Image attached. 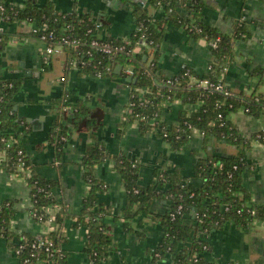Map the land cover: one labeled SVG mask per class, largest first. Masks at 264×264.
<instances>
[{
	"label": "trees",
	"instance_id": "1",
	"mask_svg": "<svg viewBox=\"0 0 264 264\" xmlns=\"http://www.w3.org/2000/svg\"><path fill=\"white\" fill-rule=\"evenodd\" d=\"M206 6L205 0L134 2L136 29L126 39L105 33L106 22L101 16L76 10L60 12L51 1L42 4L39 0H24L21 6L14 0H0V18L5 22L35 21L40 29L38 33L30 34L36 37L53 31V37L47 36V41L62 45L66 73L76 69L80 75L98 77L100 73L101 77L111 79L129 77L131 94L124 117L118 124L119 137L136 122L142 133L155 131L172 150H180L186 145L194 130L202 133L205 143L215 137L238 149L231 155L207 153L199 157L195 163V175L201 179V184L188 182L176 166L157 171V178L146 186L140 181L142 163L125 154H109L104 141L95 134L101 124L99 116L93 115L82 101L72 102L68 90L64 89L54 100L57 117L49 137L56 162H62L65 147L75 129L82 127L90 131L93 138L87 143L82 158L83 175L90 190L81 212L75 214L69 210L61 180L43 175L24 145L23 136L30 126L18 117L16 111L22 78L4 76L0 72V169L26 178L32 198L29 210L38 221L44 223L48 220L50 205L59 206L54 217L55 227L35 235L13 226L17 213L15 200L0 201V238L17 251L21 264H70L69 252L64 247L67 240L64 225L71 217H75V226L87 229L83 251L89 264H108L107 260L116 248L106 221L113 210L98 200L97 194L105 189L106 183L95 175L96 165L107 159L113 160L127 191V202L121 211L126 229L135 230L132 221L138 215L156 216L153 210L155 199L168 200L167 209L158 214L162 236L151 250V264H160L163 260H167V264H234L207 257L211 248L209 237L213 230L227 223L248 228L255 220L264 221V203L254 202L244 185L248 165L244 150L251 146L253 139L264 143V130L244 136L230 114L243 107L255 116L264 115V96L234 91L223 77L232 60L236 39L249 35L248 21L242 20L233 33H226L202 20ZM152 8H163L164 15L155 17ZM96 20L102 21V30L96 27ZM169 24L183 28L192 39L207 40L214 54L207 72L198 74L188 65L172 75L162 72L161 44ZM10 37L9 30L0 29V51L7 46ZM142 37L152 48V53L148 52V47L132 52L138 44H143ZM105 45L111 47V54L100 50ZM120 64L122 68L117 72ZM259 72L264 79V70ZM191 75L221 81L223 90L204 88L193 82ZM63 76L66 80L67 75ZM175 100L183 104L199 103V106L191 111L182 108L176 121L168 124L163 111L166 104ZM38 237L45 241L44 244H38Z\"/></svg>",
	"mask_w": 264,
	"mask_h": 264
},
{
	"label": "crops",
	"instance_id": "2",
	"mask_svg": "<svg viewBox=\"0 0 264 264\" xmlns=\"http://www.w3.org/2000/svg\"><path fill=\"white\" fill-rule=\"evenodd\" d=\"M17 1L21 6L24 0ZM51 1L58 11L88 12L104 17L105 33L128 38L136 29L133 13L134 2L145 0H39L44 4ZM206 8L202 20L217 26L226 33H233L242 20L248 21L249 35L237 38L232 60L226 67L224 79L234 91L262 94L264 79L259 70H264V0H205ZM155 17L164 15L163 8H152ZM35 21L21 20L5 22L0 18V29L9 30L11 37L7 46L0 51V72L4 76L22 78L16 111L19 118L29 123L30 130L23 136V142L38 164L39 171L49 178H59L63 195L72 213L78 214L84 206V199L90 184L84 179L82 158L86 145L92 141L90 131L75 129L65 147L63 160L56 162L55 149L50 142V132L57 117L54 100L68 90L72 102L82 101L93 115L99 116L101 124L95 129L98 138L104 141L109 154H125L142 163L140 181L150 185L157 178V171L179 167L188 182L201 184L195 175V163L207 153L235 154V145L215 137L204 142L200 131L194 130L190 141L180 150H172L155 131L142 133L138 124H130L125 133L117 135L118 124L123 119L129 103L131 85L129 77L111 79L80 75L76 69L66 73L64 54L46 56L43 41L30 34ZM141 45L139 49L146 48ZM160 68L165 75H172L188 65L196 73L203 74L209 69L214 54L205 38L192 39L181 27L169 24L161 44ZM148 47V52H151ZM63 75L66 80L61 79ZM196 104H183L175 100L165 105L163 118L168 124L176 121L182 108L195 110ZM230 117L238 124L244 136L264 130V115L255 116L243 107L232 112ZM248 162L244 172V185L256 203H264V143L253 139L244 150ZM95 175L106 186L98 192V200L111 207L113 213L106 221L116 242V248L109 256L108 264H151L152 248L162 236L159 215L168 207L166 198H157L153 203L156 216L138 215L132 221L135 230L126 229L122 208L127 202V191L122 177L114 168L112 159L99 163ZM15 200L17 213L13 226L19 231L40 235L51 225L32 217L30 187L26 180L14 173L0 169V201ZM75 217L66 220L64 232L67 240L64 247L69 252L70 264H87L88 257L83 251L87 229L75 226ZM139 230L140 232L136 231ZM211 248L207 257L220 263L264 264V221L255 220L248 228L227 223L213 230L209 237ZM163 260L160 264H167ZM0 264H21L16 252L6 240L0 238Z\"/></svg>",
	"mask_w": 264,
	"mask_h": 264
},
{
	"label": "built area",
	"instance_id": "3",
	"mask_svg": "<svg viewBox=\"0 0 264 264\" xmlns=\"http://www.w3.org/2000/svg\"><path fill=\"white\" fill-rule=\"evenodd\" d=\"M95 25H96V27L97 28H99L100 30H102V21L101 20H96L95 21ZM39 27L37 26V25H35L34 26V28H33V30H32V32H35V33H38V31H39ZM139 29V28H138ZM35 36V35H34ZM47 36H49V37H53V31H51L50 33H49V35H47V34H45V33H42V34H38V37H36V38H38L39 40H42L43 41V47H42V50H43V53H44V55H48V56H50V55H54V54H61V53H63L64 54V50H63V47H62V45L61 44H51V43H48V41H47ZM65 39V38H64ZM127 39V38H126ZM144 41V37H142V41L141 42H143ZM143 44H145L146 45V42L144 41L143 42ZM143 44H138L135 48H133L132 49V52L133 53H136L137 51H142V49H139L140 48V46L141 45H143ZM147 47H150V46H148V45H146ZM151 48V47H150ZM100 50L103 52V53H110L111 54V52H112V49H111V47H109V46H107V45H105V46H102L101 48H100ZM150 53H152V52H150ZM98 77H101V74L99 73V76ZM61 79H65V77L64 76H62V78ZM191 80L193 81V82H198L199 83V85H201V86H203L204 88H211V89H214V90H218V91H221V90H223V87H224V84L221 82V81H218V82H215V81H212V80H210L209 78H204V77H196L195 75H191ZM65 109H70V107H66ZM25 180H26V178L25 177H23ZM27 182V181H26ZM32 206V205H31ZM30 206V207H31ZM180 208H181V205L179 206ZM59 209V206L57 205V204H54V205H50L49 207H48V212H49V218H48V220L46 221V222H44V223H48V224H50L51 225V228L50 229H52V228H54L55 227V224H54V217H55V213H56V211ZM30 211V210H29ZM30 214H31V212H30ZM32 215V214H31ZM34 215H36V213H34ZM32 217H33V215H32ZM49 229V230H50ZM41 235V234H40ZM44 240L43 239H41V237H38V244H44ZM16 254H17V251H16ZM87 264H89V262L87 263Z\"/></svg>",
	"mask_w": 264,
	"mask_h": 264
},
{
	"label": "water",
	"instance_id": "4",
	"mask_svg": "<svg viewBox=\"0 0 264 264\" xmlns=\"http://www.w3.org/2000/svg\"><path fill=\"white\" fill-rule=\"evenodd\" d=\"M145 57H146V55H145ZM121 68H122V65L120 64V65L117 66L116 71H117V72H120Z\"/></svg>",
	"mask_w": 264,
	"mask_h": 264
}]
</instances>
